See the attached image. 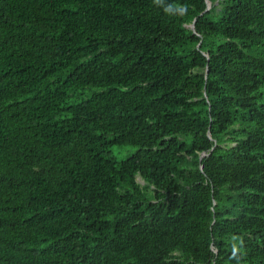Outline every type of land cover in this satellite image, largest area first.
Instances as JSON below:
<instances>
[{"label":"trees","instance_id":"1","mask_svg":"<svg viewBox=\"0 0 264 264\" xmlns=\"http://www.w3.org/2000/svg\"><path fill=\"white\" fill-rule=\"evenodd\" d=\"M209 1L0 0V264H264V0Z\"/></svg>","mask_w":264,"mask_h":264},{"label":"rangeland","instance_id":"2","mask_svg":"<svg viewBox=\"0 0 264 264\" xmlns=\"http://www.w3.org/2000/svg\"><path fill=\"white\" fill-rule=\"evenodd\" d=\"M138 180L142 183V184H144L145 183V181L142 179V177L141 176H139L138 177Z\"/></svg>","mask_w":264,"mask_h":264},{"label":"water","instance_id":"3","mask_svg":"<svg viewBox=\"0 0 264 264\" xmlns=\"http://www.w3.org/2000/svg\"><path fill=\"white\" fill-rule=\"evenodd\" d=\"M209 1V0H208ZM209 5H211V2L209 1ZM192 27L195 28V25L194 23L192 24Z\"/></svg>","mask_w":264,"mask_h":264}]
</instances>
